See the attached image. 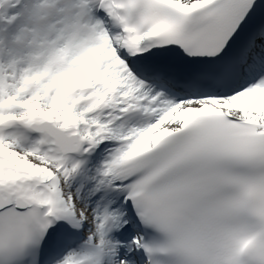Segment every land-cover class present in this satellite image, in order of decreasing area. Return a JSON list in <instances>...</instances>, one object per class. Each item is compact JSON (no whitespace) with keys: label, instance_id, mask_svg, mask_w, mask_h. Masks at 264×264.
<instances>
[{"label":"snow or ice","instance_id":"1","mask_svg":"<svg viewBox=\"0 0 264 264\" xmlns=\"http://www.w3.org/2000/svg\"><path fill=\"white\" fill-rule=\"evenodd\" d=\"M0 264H264V0H0Z\"/></svg>","mask_w":264,"mask_h":264}]
</instances>
